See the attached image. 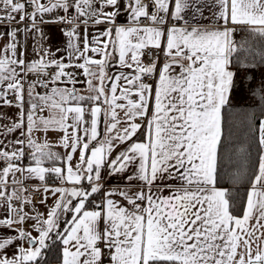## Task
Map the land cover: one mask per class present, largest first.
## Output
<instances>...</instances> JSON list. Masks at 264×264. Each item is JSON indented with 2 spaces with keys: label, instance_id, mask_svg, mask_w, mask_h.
Returning a JSON list of instances; mask_svg holds the SVG:
<instances>
[{
  "label": "snow or ice",
  "instance_id": "6c2138e0",
  "mask_svg": "<svg viewBox=\"0 0 264 264\" xmlns=\"http://www.w3.org/2000/svg\"><path fill=\"white\" fill-rule=\"evenodd\" d=\"M96 3L0 0V108L16 109L0 112V199L7 204L0 229L14 233H0V264H41L56 243L61 264H264V120L246 197L230 199L217 186L224 109L241 84L251 90L249 76L237 80L249 65L232 66L233 55L245 51L233 34L246 25L264 36V0H127L131 26L115 23L122 0H99L98 9ZM56 10L64 15L44 20ZM38 17L72 25L63 30L68 60L80 62L65 63L56 57L61 49L43 46L33 49L38 58L27 59L18 35L32 31L43 39ZM25 21L30 26L19 27ZM89 21L111 26L89 40ZM113 52L130 72L107 73ZM69 68L82 70L84 80ZM58 82L73 86H53ZM252 95L264 104V83ZM49 131L62 133L63 156L52 151ZM17 132L22 138L5 143ZM25 158L28 166L18 163ZM17 172L38 179L45 194H59L46 214L24 210L32 204L22 195L27 188L9 194V176L23 184ZM105 174L127 183L106 188ZM49 177L71 187L49 186ZM28 220L32 231L23 227Z\"/></svg>",
  "mask_w": 264,
  "mask_h": 264
},
{
  "label": "trees",
  "instance_id": "16d2710c",
  "mask_svg": "<svg viewBox=\"0 0 264 264\" xmlns=\"http://www.w3.org/2000/svg\"><path fill=\"white\" fill-rule=\"evenodd\" d=\"M241 44L245 51L233 55L232 66L237 67V60L249 65L246 70L239 71L237 80L239 82L245 75L249 76L251 90L241 84L240 89L233 93V101L224 109L225 134L218 154L221 178L218 186L230 191V199L246 197L259 154V124L264 118V104L252 95L264 83V36L245 29L237 46ZM60 262L61 246L56 243L45 252L41 264Z\"/></svg>",
  "mask_w": 264,
  "mask_h": 264
},
{
  "label": "crops",
  "instance_id": "0c3cea01",
  "mask_svg": "<svg viewBox=\"0 0 264 264\" xmlns=\"http://www.w3.org/2000/svg\"><path fill=\"white\" fill-rule=\"evenodd\" d=\"M42 2L46 3L47 0H42ZM122 2L125 4V9L121 11L120 15H118L115 23H116V25L131 26L132 21L130 19V13L126 10L127 0H122ZM94 7H96L97 9L100 7L99 0H97V3L94 5ZM109 10H111V9H109ZM28 11H31V8H29ZM57 14L64 15L62 10H56L54 13L45 14L44 20H46V21L51 20ZM71 14L72 15L76 14L74 9L71 10ZM85 18L86 17H82L81 19H85ZM37 20H38L39 27L43 30V33H44L43 39H41V36L38 33H35L32 31H29L27 34L20 33L18 35V41L21 45V50H24V48L26 47L27 59L29 61L32 59L38 58L36 53L33 51V49L36 48L38 51L39 48L41 46H43L45 48H48L49 50H51L54 53H55L57 48L61 49V51L59 53H56V57L57 58L63 57L65 63H78V62H80V61H69L68 60V51H69L68 50V38L63 34V26L66 23H60V24L39 23V17L37 18ZM30 23H31L30 21H25V23L19 25V27H21V28L27 27V24H29V26H30ZM141 23H147V21L142 20ZM204 23L207 24V23H209V21L205 20ZM11 26L15 27L16 25L13 24ZM110 26L111 25L103 24V23L96 25V24L92 23V21H89V23L87 25L88 39L91 40L92 36L99 35L100 32H102L103 30H105L106 28H108ZM230 27H231V25H230ZM245 29L249 30L248 26H246V25L245 26H236V31H241V34L243 33V31ZM0 31H3V28H0ZM78 31L80 32V46L82 48L84 35H85V25L83 23H80ZM88 55L92 56L94 54L88 53ZM95 58L99 59L98 56ZM51 69H53V72L55 71V68H51ZM51 69H49V70H51ZM67 71L75 73L77 81H83L84 80V76L82 75V70L76 69V68H69V69H67ZM106 71L109 75L114 76V75L118 74L120 71H124L125 73L130 72L131 69H121L119 66V63H118V53L113 52L112 59L109 60V67L106 69ZM94 83H95V81H94ZM53 86L65 88V87H72L73 85H71L70 83L58 82L56 85H53ZM75 87L77 89L81 90V94L88 95V93L86 91H84V88H85L84 84L77 83L75 85ZM39 91L43 92L41 89H39ZM232 101H233V94L230 97V103ZM0 112H3L5 115L11 116L16 112V109L3 107V108H0ZM44 115L47 116L48 113L45 112ZM263 120H264V118H263ZM7 122L8 121H4V123H7ZM102 128H103V124H101V129ZM33 135L36 137H39L41 141L43 140V133H34ZM61 135H62L61 132L49 131L47 134V139H48L49 143H51L53 145L52 151L59 153L60 156H63L65 154L66 150L64 148L58 146L59 138ZM14 138H22V137H19V132L11 134L6 138L5 143L13 140ZM0 139H2V138H0ZM0 147H2V145H0ZM26 151L29 152V150L27 148H25V152ZM26 154H27V152H26ZM18 163H21L23 166H28L30 161L27 158H25L22 162H18ZM59 164H60V162L57 161L56 165L59 166ZM51 165H52L51 161H46L45 166H51ZM2 167H0V168H2ZM15 179L16 180H23V184H13L12 183V177L9 176V178H8L9 194L11 193V191L13 189L18 190L22 187L28 188V186L32 192H34V193L38 192L39 193V198L37 201H34L32 198V195H27L26 192H24L22 194L23 196H29L32 199V204L23 205L24 210L31 215H35V212H37V211L46 214L48 208H50L54 204L55 199L58 198L59 194H57V197H53L50 193L45 194L44 190H43L44 184H42L38 179H35V178L25 179L24 176H22L21 173H19V172L16 173ZM51 182H54V183H51ZM46 183H47V185L52 186V187H71V185L61 184L58 180L55 179V177L47 178ZM126 183H127L126 181H124L120 178V175L109 178L105 174V187L106 188H114L116 186L123 188L126 185ZM37 187H39L40 191L34 190ZM218 187H220V186H218ZM220 188H223V187H220ZM165 194H167V193H165ZM45 195H47V202H46V204H42L40 201L45 197ZM95 199L99 200L100 196L97 195L95 197ZM12 205L15 208L21 207V203L18 200H13ZM6 211H7V204L2 199H0V218H4ZM66 218L67 217H63L62 219H66ZM33 223H34V221L28 220V221H26L25 225H23V227H25L28 231H32L31 226ZM15 227H20V225H16ZM0 233L7 234V235L14 234L11 232V230H8V229H0ZM32 234L34 236L36 235L35 232H33ZM24 246L27 247L26 244ZM12 251L13 250L10 249L8 251V255H11ZM53 264H61V262L60 263H53Z\"/></svg>",
  "mask_w": 264,
  "mask_h": 264
},
{
  "label": "built area",
  "instance_id": "2783aa9c",
  "mask_svg": "<svg viewBox=\"0 0 264 264\" xmlns=\"http://www.w3.org/2000/svg\"><path fill=\"white\" fill-rule=\"evenodd\" d=\"M17 2H20V0H17ZM144 2L147 3L148 0H144ZM27 26H29V24H27ZM71 27H72V26H71L70 24H65V25L63 26V30H67V29H69V28H71ZM241 35H242V34H241V31H236V32L234 33V35H233V40L236 42V44H238V42H239V40H240V38H241ZM161 57H162V54H161ZM143 62H144V63H147V62H148V57H147V56H145V57L143 58ZM49 71H50V72H53V69H51V70H49ZM147 82H151V80H149V81H147ZM41 90L44 91V89H42V88H41ZM26 152L28 153V151H26ZM4 164H5V162L0 161V167L4 166ZM51 183H54V182H51ZM26 194H27V195H32V198H33L34 201H37L38 198H39V193H38V192H36V193L32 192L31 189L29 188V186H28V188H27Z\"/></svg>",
  "mask_w": 264,
  "mask_h": 264
}]
</instances>
